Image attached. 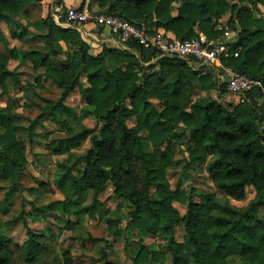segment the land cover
I'll return each instance as SVG.
<instances>
[{"label": "trees", "instance_id": "16d2710c", "mask_svg": "<svg viewBox=\"0 0 264 264\" xmlns=\"http://www.w3.org/2000/svg\"><path fill=\"white\" fill-rule=\"evenodd\" d=\"M42 1L0 0V23L11 27L17 16L40 8ZM88 1L105 10L97 15L123 18L150 34L161 29L181 43L200 34L223 41L225 31L217 29L218 21L229 14V26L235 33L231 51H237L238 56L223 58L221 65L255 79L264 88V21L255 13L258 6L264 7V0ZM174 3L179 5L172 15ZM54 6H61L60 0H55ZM51 14L35 23L39 33L31 39L42 47L28 51L26 57L29 66L43 71L40 76L55 85L61 96L55 102L44 101L41 115L26 129L30 143L37 122L47 112L55 125L73 135L69 122L76 115L65 102L76 90L85 103L84 117L94 118L97 127L50 144L56 156L67 155L56 165L53 179L63 200L47 208L33 207L34 213L45 216L46 210L60 204L66 216L95 219L104 215L99 197L110 186L128 210L129 228L163 242L170 264H264V102L261 106L255 103L264 98L261 90L253 89L252 101L245 98L236 105L214 100L211 92L217 91L221 97L222 87L218 88L211 72L202 74L199 69L203 66L196 61L164 57L154 62L155 52L135 42L122 43L119 48L103 46L94 56L79 32L61 28ZM25 32L29 34L26 29L19 38ZM0 42L6 43L1 31ZM62 45L69 47V52H64ZM7 66L8 58L0 55L2 95L22 89V74ZM33 87L43 89L38 77ZM197 91L203 96L194 100ZM16 123L14 116L0 109V182L8 183L11 190L19 186L28 165ZM86 138L91 147L85 154L69 153ZM176 146L187 155L189 167L205 168L216 194H203L204 201L199 203L194 201L192 187L170 189L166 172L173 167ZM79 167L83 170L77 175ZM40 189L47 192L42 185ZM247 189L254 191L249 205L243 209L231 206L230 200L245 199ZM85 193H91L92 199L84 206ZM174 204L186 207L184 216ZM106 215L108 237L114 239L121 231L120 219ZM180 224L184 238L178 243L175 229ZM24 227L26 240L21 245L0 232V264H72L71 254L61 252L51 236L34 232L26 222ZM90 240L105 242L106 247L109 244L103 238ZM168 257L140 246L131 261L165 264ZM102 261L113 264L105 251Z\"/></svg>", "mask_w": 264, "mask_h": 264}, {"label": "rangeland", "instance_id": "374dc122", "mask_svg": "<svg viewBox=\"0 0 264 264\" xmlns=\"http://www.w3.org/2000/svg\"><path fill=\"white\" fill-rule=\"evenodd\" d=\"M55 5V0H48ZM48 1L42 3L45 11ZM179 4H173L172 14H176L175 9ZM60 7L61 13L66 9L63 5ZM52 13V10H51ZM60 13V14H61ZM99 13V12H93ZM256 15L264 21V7L258 6L255 10ZM52 15V14H51ZM42 17V8L37 7L24 12L15 18V24L11 27L5 23H0V31L3 34L6 43L0 42V55L8 58V70L13 73L22 74V89L14 88L9 94L2 95L0 91V109L14 116L17 123V137L23 147L24 155L28 165L24 175L15 190L10 189V185L6 182H0V232L17 245H21L26 240V230L24 222L36 233H43L54 239L58 249L61 252H68L72 257V264H103L102 252L105 251L110 263L113 264H132V258L137 254L140 246H146L152 251L165 253L168 257L165 244L152 234L143 233L138 230H132L128 225V210L125 204L112 194L111 187H107L99 200L104 205V215L91 219L88 217L75 218L66 216L62 213L60 204L51 210H46L47 214L40 216L33 211V207L43 208L49 207L54 203H60L63 198L54 189L53 179L56 165L67 158V155L56 156L50 144L54 141L69 139L79 134L83 130H93L97 127V123L92 117H84L82 110L85 103L79 97L78 91L72 93L66 100L65 105L75 112V118L70 120V129L73 135L66 133L60 127L55 125L49 118V112L45 117L38 121L34 128L32 136L33 143H30V137L26 129L41 115L42 108L46 107L44 101H58L61 91L51 82L45 80L40 74L43 71H34L29 66V59L26 57L28 51L41 48V44L33 42L31 39L39 32L35 27V23ZM62 18V16H61ZM230 16L225 15L218 21L217 29L223 28L229 33V37L235 38V33L231 31L229 26ZM29 32L19 38L22 31ZM202 35V34H200ZM88 41H91L90 39ZM92 42V41H91ZM91 46V45H90ZM13 50V53L10 51ZM62 59V57H61ZM217 69L214 66H203L199 69L202 74ZM215 71V70H214ZM227 69L222 66L218 68L219 77L214 73V77L218 81V88L222 87L223 95L220 97L219 92L213 91L210 97L214 100L236 105L239 103L238 96H232L227 93L226 86L228 76ZM230 71V70H229ZM216 72V71H215ZM39 78L43 89L33 87L34 79ZM82 83H86L85 77L81 79ZM29 84V85H27ZM200 91L194 95L195 100L202 97ZM248 101H252L250 93L245 95ZM264 102V98L257 100L255 103L259 106ZM59 117H64L61 111L56 112ZM128 126L132 127V123L128 122ZM264 128V124H263ZM182 132V129H177ZM145 136V134H143ZM145 147L149 149L150 144L144 141ZM91 147L89 138H86L76 148H70L69 153L75 155H83ZM58 148L55 149L57 151ZM174 164L173 167L166 172V179L171 190L179 188L186 190L192 187L195 190V202H203V194H216V190L212 181L209 179L207 171L203 166L189 167L186 159L187 155L178 146L173 147ZM83 167H79L75 173L79 175ZM44 186L47 192H43L40 186ZM153 193V198H156ZM92 194L85 193L81 200V205H89L91 203ZM254 199L253 189H247L245 199L241 202L230 200L231 206L243 209ZM181 216L185 215L186 207L174 204ZM24 212V214H23ZM112 214L120 219L119 228L121 229L117 237L109 238L106 226L107 215ZM23 216V218H20ZM73 224L71 227L69 224ZM103 238L108 241V247L105 242L94 243L90 240ZM184 238L183 226L180 224L175 229V239L181 243ZM165 264H170V258Z\"/></svg>", "mask_w": 264, "mask_h": 264}, {"label": "built area", "instance_id": "2783aa9c", "mask_svg": "<svg viewBox=\"0 0 264 264\" xmlns=\"http://www.w3.org/2000/svg\"><path fill=\"white\" fill-rule=\"evenodd\" d=\"M60 13V7L55 8L53 20L58 26L73 29L79 33H85L87 26L107 29L116 35L121 43L135 42L144 49L153 50L156 55L154 62L164 57L180 60L192 59L202 66H214L217 69H222L220 61L223 58H237L238 56L237 51H231L235 41H233V37H229L227 31H225L224 40L221 42L212 41L204 35H199L195 39L181 43L163 33L150 34L145 28H139L120 17L106 14L97 15L87 9L74 8H68ZM226 73L228 76L227 93L238 96L240 103L245 100V95L255 88H259L264 94V88L255 79L229 70Z\"/></svg>", "mask_w": 264, "mask_h": 264}, {"label": "crops", "instance_id": "0c3cea01", "mask_svg": "<svg viewBox=\"0 0 264 264\" xmlns=\"http://www.w3.org/2000/svg\"><path fill=\"white\" fill-rule=\"evenodd\" d=\"M44 1L48 0H43L41 2V8H42V17H46L48 12H51L52 10V18L54 15L55 7L51 1H48V6L49 8L44 9L42 3ZM61 5H63L65 8H74V9H89L92 12H102L104 13L105 10L99 9L96 5H90L88 0H60ZM88 10V11H89ZM174 15V14H172ZM54 21V20H53ZM56 24V23H55ZM62 28V27H61ZM157 33H163L166 34L168 37L173 38V36L169 33H165L163 30L159 29L156 30ZM83 41L89 43L91 45V53L95 56L97 55L103 46H106L108 48H119L122 47V43L119 41L118 37L114 34H112L109 30L107 29H101V28H94L92 26H87L86 27V32L85 33H80ZM91 41H88V40ZM42 46V45H41ZM64 52H69V47L62 45ZM216 72H215V71ZM212 69L210 72L214 75V73L217 74V77H219L218 69Z\"/></svg>", "mask_w": 264, "mask_h": 264}, {"label": "water", "instance_id": "95a60500", "mask_svg": "<svg viewBox=\"0 0 264 264\" xmlns=\"http://www.w3.org/2000/svg\"><path fill=\"white\" fill-rule=\"evenodd\" d=\"M133 24H135V25H136V23H134V22H133Z\"/></svg>", "mask_w": 264, "mask_h": 264}]
</instances>
